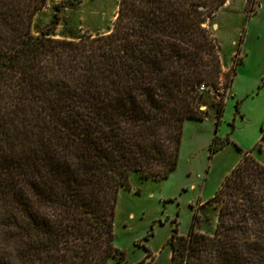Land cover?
<instances>
[{
    "label": "trees",
    "instance_id": "16d2710c",
    "mask_svg": "<svg viewBox=\"0 0 264 264\" xmlns=\"http://www.w3.org/2000/svg\"><path fill=\"white\" fill-rule=\"evenodd\" d=\"M225 1L119 0L111 30L65 38L32 32L47 0H0V264L123 259L118 191L175 170L186 120L223 116L241 58L224 72L204 23ZM207 202L214 231L195 211L170 264H264V163L243 153Z\"/></svg>",
    "mask_w": 264,
    "mask_h": 264
},
{
    "label": "rangeland",
    "instance_id": "374dc122",
    "mask_svg": "<svg viewBox=\"0 0 264 264\" xmlns=\"http://www.w3.org/2000/svg\"><path fill=\"white\" fill-rule=\"evenodd\" d=\"M119 0H47L32 19V32L48 30L56 37L77 38L82 34L112 29ZM255 0H226L204 25L215 35L224 72L241 58V42ZM223 81L227 78L224 76ZM224 95H227L225 91ZM213 94H209V100ZM238 103V106H237ZM205 108V107H203ZM264 84L249 88L235 77L226 99L220 123L213 110L202 120L189 119L183 125L178 164L161 180L129 178V188L118 191L114 211V245L123 259L107 264H170L168 240L174 228L186 235L193 213L198 214L199 231L212 233L217 209L207 202L224 178L250 151L264 163ZM228 141L211 152L213 138Z\"/></svg>",
    "mask_w": 264,
    "mask_h": 264
},
{
    "label": "crops",
    "instance_id": "0c3cea01",
    "mask_svg": "<svg viewBox=\"0 0 264 264\" xmlns=\"http://www.w3.org/2000/svg\"><path fill=\"white\" fill-rule=\"evenodd\" d=\"M255 1L256 9L248 16L244 27L241 61L231 81L242 77L249 88L264 84V0ZM229 90L231 93V85Z\"/></svg>",
    "mask_w": 264,
    "mask_h": 264
}]
</instances>
